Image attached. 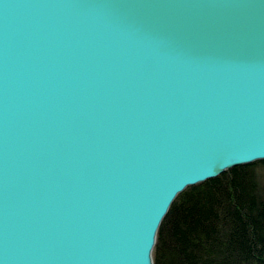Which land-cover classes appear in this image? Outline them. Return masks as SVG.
<instances>
[{"label":"water","instance_id":"obj_1","mask_svg":"<svg viewBox=\"0 0 264 264\" xmlns=\"http://www.w3.org/2000/svg\"><path fill=\"white\" fill-rule=\"evenodd\" d=\"M264 160V0H0V264H154L177 195Z\"/></svg>","mask_w":264,"mask_h":264},{"label":"trees","instance_id":"obj_2","mask_svg":"<svg viewBox=\"0 0 264 264\" xmlns=\"http://www.w3.org/2000/svg\"><path fill=\"white\" fill-rule=\"evenodd\" d=\"M154 264H264V160L179 193L162 220Z\"/></svg>","mask_w":264,"mask_h":264}]
</instances>
